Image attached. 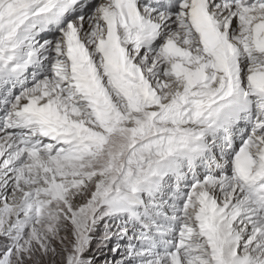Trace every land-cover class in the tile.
<instances>
[{"label":"snow or ice","instance_id":"1","mask_svg":"<svg viewBox=\"0 0 264 264\" xmlns=\"http://www.w3.org/2000/svg\"><path fill=\"white\" fill-rule=\"evenodd\" d=\"M0 264H264V0H0Z\"/></svg>","mask_w":264,"mask_h":264}]
</instances>
